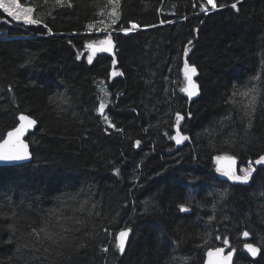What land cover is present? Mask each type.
<instances>
[{
	"label": "trees",
	"instance_id": "trees-1",
	"mask_svg": "<svg viewBox=\"0 0 264 264\" xmlns=\"http://www.w3.org/2000/svg\"><path fill=\"white\" fill-rule=\"evenodd\" d=\"M19 2L42 23L0 9V141L19 113L36 126L26 137L31 160L0 166V264H203L224 237L234 264H264V165L248 183L214 169L216 156H235L240 171L264 154V0H215V9L206 0H120L116 24L108 0ZM130 21L140 27L122 33ZM106 37L122 73L115 78L112 59L87 49ZM184 60L198 72L191 101L180 91ZM101 83L115 128L97 111ZM234 85L256 89L250 118L248 97L230 101ZM177 111L190 139L175 147ZM45 224L66 239L26 235ZM121 228L130 229L123 253ZM243 230L259 256L242 250Z\"/></svg>",
	"mask_w": 264,
	"mask_h": 264
},
{
	"label": "snow or ice",
	"instance_id": "snow-or-ice-1",
	"mask_svg": "<svg viewBox=\"0 0 264 264\" xmlns=\"http://www.w3.org/2000/svg\"><path fill=\"white\" fill-rule=\"evenodd\" d=\"M56 4H62L65 3V0H55ZM109 4L114 5L112 16L113 19L111 21L112 24H116L117 20L119 19V14L116 11V8L120 4V0H108ZM237 3H239V0H237ZM237 3H233L231 7L233 9L237 8ZM207 4L211 5L213 9L217 7V4L215 3V0H207ZM69 6L70 3H69ZM220 7H224L223 4L219 5ZM201 8L203 11L207 12L208 9L202 4ZM0 9L3 10L9 17H12L16 21H23L25 24H39L42 23L41 19H36L34 18V8L22 5L19 0H0ZM131 24V27H123L121 28V31H123L125 34L132 32L133 30L137 29L140 27L138 23L135 22H129ZM164 23H173V21H165V20H160V24ZM46 26V25H45ZM155 25H152L151 27H154ZM47 27V26H46ZM89 28L92 27V25H88ZM149 27V26H146ZM51 31V29H49ZM189 44L192 43V41L188 42ZM101 47L99 48H93V51H109L111 50L113 43L110 37H106L103 41L100 42ZM88 47H92L89 45ZM188 47H184V54L187 56L188 54ZM92 62V57L89 56V63ZM116 63V60L113 59V64ZM196 73V68L191 67L187 64V61H185V68H184V75H185V80L186 84L184 87L180 89L181 92H184L187 94L189 98L196 96L198 94V88L195 82L192 80V76ZM122 75V73H119ZM113 76L118 75L115 71L112 73ZM253 79H259V76L253 77ZM234 91L230 97V101L235 103V97L240 96V97H248L249 99L247 100L246 103H244V110H245V115L247 117H251L252 112L254 111L255 108V93L256 89L253 88H247L245 85L244 88L246 90H241L237 85L233 86ZM104 91L105 96H107V91L106 89H102ZM60 97L57 96L55 99H59ZM52 99V98H50ZM105 101L104 99H101V102L99 104V107L97 111L101 113L102 115L104 114L105 110ZM188 117L191 116V113L189 112ZM20 123L9 130L6 134V137L3 138L2 141H0V160L2 161H22L25 159H28L29 157V152H28V147L24 143L22 137L24 136V133L34 126L36 124V120L32 119L30 116H26L24 114H20L18 117ZM225 119H230V117H226ZM104 120L108 124L109 127L115 128V124L109 120L107 115H104ZM185 120V116L181 114L180 111H177L175 114V127L177 129L176 134L173 136H170L169 138L174 140L176 144H181L182 142L188 141L190 137L188 135H184L181 133V128H182V121ZM248 127H251V121L249 120ZM117 131H120V129H117ZM186 131V130H185ZM140 141L137 140L135 142L136 146L140 145ZM217 161V164L220 165L222 161H226V163L223 165V167L218 166L217 171L222 172L223 175H225L229 180L234 181V182H239V183H248L249 180L251 179L255 169L253 168V162L249 161L248 166L246 168H242L240 171L243 173L242 175H237L234 165L236 164V159L235 157L229 156V157H221V156H216L214 158ZM256 165H264V155H260L258 159L255 160ZM227 190H225L223 193H221V199L224 198L226 195ZM181 212H187L189 209L181 204L179 206ZM50 216H54L56 220H60L61 217L56 214L55 210H50L49 212ZM71 219V218H69ZM214 217L210 216L209 221H213ZM76 224L82 225L84 221L82 219H77L75 220ZM9 227H13L12 225H9ZM13 230H15L13 228ZM64 232L69 231V229H63ZM129 232L130 229H122L116 234V244L115 248L118 249L121 253L125 251V244L126 241L128 240L129 237ZM30 239H34L37 243L43 244L45 241H50L52 244H56L57 241H64L66 237L62 234V231H52L50 230V226L48 224H45L43 227L37 229V228H32L30 232L26 234ZM244 237H247L249 235L248 231H244L242 233ZM216 239H220L219 236L216 237ZM223 243L225 246L229 244V240L227 237H224ZM205 244H207V240H205ZM244 248L247 249L248 252L251 253L252 256H256L258 249L254 247L252 244H245ZM50 249L45 248L44 251L48 252ZM105 251L107 249L105 248ZM223 249L222 248H216L214 251L210 250L208 252V264H229V261L231 260V257L233 255V252H228L227 256H223ZM235 251V250H233ZM187 259V258H186Z\"/></svg>",
	"mask_w": 264,
	"mask_h": 264
},
{
	"label": "water",
	"instance_id": "water-1",
	"mask_svg": "<svg viewBox=\"0 0 264 264\" xmlns=\"http://www.w3.org/2000/svg\"><path fill=\"white\" fill-rule=\"evenodd\" d=\"M111 40H112V43H113V46H112V48H111V50H109V51H93L92 49L93 48H99V47H101V44H95V43H92V44H89V45H91L92 47L90 48V47H87V49L89 50V53L92 55V54H94V53H96V52H104V53H106L111 59H112V61H111V68H110V77H112V78H115V77H117V76H120V74L118 73V75H116V76H113L112 75V73L115 71V69H114V67H115V64H113V59H115L116 60V57H115V54H114V49H115V43H114V40L112 39V38H110ZM88 45V46H89ZM185 61H187V60H184L183 61V63H182V66H181V72H182V74H183V76L185 77V75H184V68H185ZM187 64L189 65V66H191V67H195L194 65H192V64H189V62L187 61ZM197 74H198V72H197V69H196V73L192 76V80L195 82V84L197 85V88H198V94L196 95V96H193V97H191V98H189L188 96H187V94L185 93V96H186V98L188 99V101H191V100H193V99H195V98H197L198 96H199V87H198V83L196 82V76H197ZM185 84H186V82H185ZM20 114H24V115H26V116H29V115H27V114H25V113H19L18 114V116H17V119H18V117H19V115ZM31 117V116H30ZM32 118V117H31ZM33 119V118H32ZM20 123V121H19V119H18V124ZM17 124V125H18ZM16 125V126H17ZM15 126V127H16ZM35 126H36V124L34 125V126H32L31 128H29L25 133H24V136L22 137V139H23V141H24V143L27 145V147H28V152H29V157H28V159H25V160H22V161H2V160H0V166H4V165H15V164H22V163H26V162H29L30 160H31V158H32V152H31V150H30V146H29V143H28V141H27V139H26V137H27V135H28V133H31L33 130H34V128H35ZM11 130V129H10ZM176 131H177V129L174 127V134L173 135H175L176 134ZM182 133V132H181ZM7 134V133H6ZM6 134H5V136H4V138L6 137ZM183 134V133H182ZM3 140V139H2ZM1 140V141H2ZM185 142H187V141H185ZM185 142H182L181 144H176V142L174 141V145H175V147L176 146H181V145H183ZM262 155H264V154H262ZM226 157H229V156H225V158ZM232 157H234V156H232ZM259 158V157H258ZM257 158V159H258ZM235 159H236V157H235ZM256 160V159H255ZM255 160H253V164L255 165L253 168L255 169L256 168V164H255ZM226 163V161H222L221 162V164L220 165H218L217 164V161H216V164H215V172H216V174L219 176V178L220 179H222V180H225V181H228V182H231V180H229L225 175H223L222 174V172H218L216 169H217V167L218 166H220V167H223V165ZM234 168H235V171H236V173H237V175H242L241 173H239V171H238V161H237V159H236V164L234 165ZM122 229H125V228H121V229H119L117 232H116V234L119 232V231H121ZM126 229H128V228H126ZM244 231H246V230H243L242 231V233L244 232ZM116 234H115V239H116ZM129 235H130V232H129ZM241 237H242V240L244 241L243 242V245H242V250L245 252V253H247L251 258H255V257H257L258 256V254H259V252H260V249H259V247L257 246V245H255L254 243H252L251 241H249V239H250V234L247 236V237H244L242 234H241ZM128 241V240H127ZM127 241H126V244H127ZM126 244H125V247H126ZM245 244H252L254 247H256L257 249H258V252H257V255L256 256H252L251 255V253L250 252H248L247 251V249H245L244 248V245ZM216 248H222L224 251H223V253H222V255L223 256H227V254H228V252H233V255H232V257H231V260L229 261V264H234L233 263V259H234V256H235V251H233L234 249H228L227 248V246H225V245H221V246H217V247H214V248H209L207 251H206V253H205V257H204V261H203V264H208V260H209V257H208V252L210 251V250H212V251H214Z\"/></svg>",
	"mask_w": 264,
	"mask_h": 264
},
{
	"label": "rangeland",
	"instance_id": "rangeland-1",
	"mask_svg": "<svg viewBox=\"0 0 264 264\" xmlns=\"http://www.w3.org/2000/svg\"><path fill=\"white\" fill-rule=\"evenodd\" d=\"M206 4H207V1H206ZM207 5H209V4H207ZM211 6V5H210ZM113 8L114 7H112L111 8V10H110V12H111V14H112V12H113ZM112 16V15H111ZM112 19H113V16L111 17ZM131 27V26H130ZM103 29H104V27L102 26V24H98V27H97V32H100V31H103ZM134 31V30H133ZM104 39H102V41H103ZM100 95H101V97H100V100H99V103H98V107H99V104H100V102H101V99H104V101H105V104L107 105L108 104V102H109V97H108V94H107V96H105V94H104V91H102V89H105L104 88V83H101L100 84ZM98 109V108H97ZM99 113V112H98ZM101 114V113H100ZM104 115H107L106 114V106H105V110H104V114L102 115L101 114V116H102V121H103V123H104V125L105 126H107V127H109L108 126V124L105 122V120H104Z\"/></svg>",
	"mask_w": 264,
	"mask_h": 264
},
{
	"label": "bare ground",
	"instance_id": "bare-ground-1",
	"mask_svg": "<svg viewBox=\"0 0 264 264\" xmlns=\"http://www.w3.org/2000/svg\"><path fill=\"white\" fill-rule=\"evenodd\" d=\"M88 108V107H87ZM259 256V255H258Z\"/></svg>",
	"mask_w": 264,
	"mask_h": 264
}]
</instances>
